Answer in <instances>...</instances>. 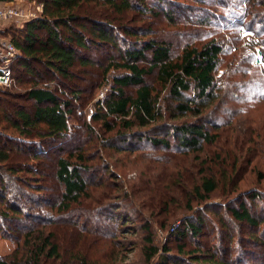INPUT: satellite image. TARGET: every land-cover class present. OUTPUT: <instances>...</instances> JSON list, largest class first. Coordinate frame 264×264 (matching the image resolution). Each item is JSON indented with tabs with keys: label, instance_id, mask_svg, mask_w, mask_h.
<instances>
[{
	"label": "rangeland",
	"instance_id": "rangeland-1",
	"mask_svg": "<svg viewBox=\"0 0 264 264\" xmlns=\"http://www.w3.org/2000/svg\"><path fill=\"white\" fill-rule=\"evenodd\" d=\"M225 1L171 0L178 9L171 11L172 20L154 0L147 2L150 10L146 15L135 9L123 14L107 11L118 25L119 36L132 39L125 31L132 27L141 31V38L152 36L168 42L174 56L186 43L223 39L218 75L233 71L229 79L234 84L228 82V75L221 80L223 101L215 143L189 152L176 148L175 141L166 148L134 139L124 151L107 142L108 137L127 130L115 118H105L115 125L112 130L104 122H91L119 73L105 71L109 57L105 50L94 53L98 64L75 68L74 82L57 81L54 85L71 103L69 139L43 146L38 160L37 150H31L39 147L38 139L31 138L32 144L24 142L13 125L0 124V150L11 153L8 161H0L4 187L0 213L4 215L11 205L21 209L20 218L0 214V257L17 258L19 264H158L166 245L186 264L188 255L199 253L202 259L216 253L233 264H264V90L258 88L264 72V29L260 28L264 17H254L252 27L251 15L246 16L247 11L259 15L264 0ZM163 4L171 9L168 2ZM208 17L214 24L204 20ZM142 63L148 66L146 61ZM155 75L150 74L146 81L158 91L161 87ZM32 86L30 78L18 71L12 86L0 93L1 103L14 114L21 105L33 110V101L25 95ZM126 91L133 94L135 87ZM71 151L77 157L82 153L85 163L93 168L87 194L64 211L56 162ZM208 178L216 184L212 192L202 188ZM254 192L261 195L251 196ZM241 202L260 217L258 225L241 222L230 211ZM200 216L207 220L200 235L195 239L178 237L176 232L184 229L188 219ZM49 234H53L50 246L39 254L37 246ZM53 244L56 256L48 255ZM154 247L158 253L152 256Z\"/></svg>",
	"mask_w": 264,
	"mask_h": 264
},
{
	"label": "trees",
	"instance_id": "trees-1",
	"mask_svg": "<svg viewBox=\"0 0 264 264\" xmlns=\"http://www.w3.org/2000/svg\"><path fill=\"white\" fill-rule=\"evenodd\" d=\"M5 1L7 0H0V3ZM38 1L44 4V8L37 16L12 19L10 23L0 26V34L10 38L17 47V54L9 62L14 80L17 79L18 71L30 78L33 86L25 95L34 104L33 110L17 106L14 114L0 99V124L5 121L6 124L13 125L23 136L24 142L32 144L31 138L38 139L39 142L36 143L39 147L31 145V150H37L35 158L43 153V146L69 139V118L73 114L71 103L58 94L54 85H57V81L74 82L75 68L79 65L87 67L98 64L99 61L94 56L97 50L109 53L105 71L119 70L113 78L114 88L100 103V111L92 116L91 121L104 122L109 130L115 125L113 127L105 118L120 121V125L127 131L108 137L106 141L112 146L124 151L130 149L128 146L131 140L144 139L154 146L170 148L175 141V146L180 151L198 152L204 145L217 141L220 105L223 101V98L220 99L221 80L228 75V82H234L229 79L233 71L227 73L226 70L224 75H218L224 53L223 39L211 37L202 44L186 43L180 54L174 56L168 42L152 36L141 38V31L132 27L125 28L127 36L132 39L119 36L118 25L108 17L107 11L111 14H123L132 9L146 15L150 10L147 3L149 0ZM163 2H168L171 9L165 8ZM224 4H230L229 0ZM154 5L161 6L170 20L173 19L171 11H178L171 0H154ZM97 7L100 8L96 9ZM103 10L105 14H102ZM249 15V25L254 27V17H264V10L257 16L247 11L246 16ZM204 20L214 24L209 21V17ZM260 26L264 29V20ZM115 54L117 55L113 56ZM144 61L148 66L142 63ZM5 62L6 59L0 58V64ZM154 72L161 87L158 91L146 81ZM262 74L263 79L258 88L264 90V72ZM45 78H50V81L47 80L46 83ZM9 87L11 86L0 84V93L4 94ZM130 87H135L133 94L126 91ZM252 100L255 99L252 97ZM154 133H158V137ZM132 135L135 136L131 137ZM10 157V151L0 150V161L6 162ZM85 160L82 153L77 157L75 151L57 159L55 176L63 187L60 206L64 211L70 210L73 204H78L82 196L87 194L91 181L88 178L93 167L85 163ZM2 180L3 175L0 173V196L4 191ZM202 188L206 192L214 191L215 181L210 178L204 180ZM199 190L200 187H197V191ZM260 195V192L251 193L253 197ZM11 206L4 210V215L0 214L3 218H11L7 215L10 213L15 215L14 218H20L21 209L17 205ZM230 211L241 222L251 225H258L260 222V217L251 213L246 202H241L238 207L233 206ZM225 219L222 216V220L228 223ZM205 222L207 220L204 216L194 220L190 218L185 222L184 229L176 233L178 237L190 236L195 239L201 234ZM52 237L53 234H49L37 246L39 254L44 252L47 245L50 246ZM253 241L257 243L258 239ZM56 249L53 244L48 255L56 256ZM163 249L165 252L159 255L158 264H186L181 261L180 254L172 253L166 245ZM157 253L158 249L154 247L152 256ZM201 255H188V264H233L216 253L207 255V259H202ZM0 264L19 262L17 258L0 257Z\"/></svg>",
	"mask_w": 264,
	"mask_h": 264
},
{
	"label": "built area",
	"instance_id": "built-area-1",
	"mask_svg": "<svg viewBox=\"0 0 264 264\" xmlns=\"http://www.w3.org/2000/svg\"><path fill=\"white\" fill-rule=\"evenodd\" d=\"M44 4L38 0H7L0 3V26L12 19H28L43 11ZM17 54V47L10 38L0 34V58L6 59L0 64V84L12 86L14 76L9 62ZM264 71V57L261 58Z\"/></svg>",
	"mask_w": 264,
	"mask_h": 264
}]
</instances>
